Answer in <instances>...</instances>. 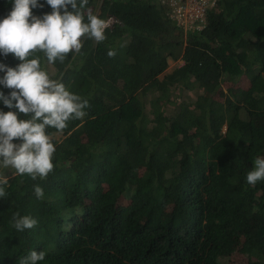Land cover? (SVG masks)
Instances as JSON below:
<instances>
[{
  "label": "trees",
  "instance_id": "trees-1",
  "mask_svg": "<svg viewBox=\"0 0 264 264\" xmlns=\"http://www.w3.org/2000/svg\"><path fill=\"white\" fill-rule=\"evenodd\" d=\"M38 2L33 15L51 13ZM11 8L0 0V19ZM81 11L109 23L104 41L83 37L63 62L29 58L86 99L87 114L61 138L45 129L56 148L46 178L0 165V264L34 250L45 253L37 264H264V180L246 181L264 158V0H215L186 32L160 0H88ZM14 213L38 223L18 231Z\"/></svg>",
  "mask_w": 264,
  "mask_h": 264
},
{
  "label": "clouds",
  "instance_id": "clouds-1",
  "mask_svg": "<svg viewBox=\"0 0 264 264\" xmlns=\"http://www.w3.org/2000/svg\"><path fill=\"white\" fill-rule=\"evenodd\" d=\"M46 4L51 13L38 17L32 14V9L44 7L38 0H12L11 11L0 19V56L12 54L21 61L15 68L0 62V72L4 73L0 85L12 89L7 96L0 92V101L9 109L0 111V165L15 169L21 176L27 174L33 180L46 178L54 167L52 157L56 148L45 129L51 127L62 132L68 121L85 117L84 109L89 105L86 99L69 92L62 82L51 79L42 70L39 57H29L42 51L49 63L63 62L70 51H80L83 37L104 41V31L109 27L107 21L90 11L88 22H84L81 9L88 0H80L79 8L77 0H46ZM107 54L116 55L114 50ZM20 114L30 118L21 119ZM14 139L22 143L14 144ZM260 180H264V158L257 157L246 181L254 186ZM8 184L9 177L0 178V185ZM34 194L42 199L43 189L34 185ZM5 196V188L0 186V198ZM12 219L18 231L33 229L38 223L35 218L19 213H14ZM44 259V252L34 250L21 264H37Z\"/></svg>",
  "mask_w": 264,
  "mask_h": 264
},
{
  "label": "built area",
  "instance_id": "built-area-1",
  "mask_svg": "<svg viewBox=\"0 0 264 264\" xmlns=\"http://www.w3.org/2000/svg\"><path fill=\"white\" fill-rule=\"evenodd\" d=\"M170 8V16L183 29L196 30L205 25L208 7L215 0H160Z\"/></svg>",
  "mask_w": 264,
  "mask_h": 264
},
{
  "label": "rangeland",
  "instance_id": "rangeland-1",
  "mask_svg": "<svg viewBox=\"0 0 264 264\" xmlns=\"http://www.w3.org/2000/svg\"><path fill=\"white\" fill-rule=\"evenodd\" d=\"M186 29L187 28L183 27V31L184 32L187 31ZM181 63H183V60H182L181 56H178L176 58H171L170 57L168 59V66L166 67V69L164 70V72H162L161 74H159V76L162 77V75L164 73L171 71L175 66H177V65H179ZM222 88H223V91H224L225 90V85L224 84L222 85ZM173 92L176 93V92H178V90L175 89ZM197 93H198V89L191 90V91L184 90V91H181V97L184 96V99H194V97H195V95ZM224 127H223V129H224ZM53 135L56 136L57 138H61V137H63L64 134L62 132H55V133H53ZM0 178H1V176H0ZM243 259H244V256H242V255L236 256L235 255L233 257V259H232V263L233 262L243 261Z\"/></svg>",
  "mask_w": 264,
  "mask_h": 264
}]
</instances>
